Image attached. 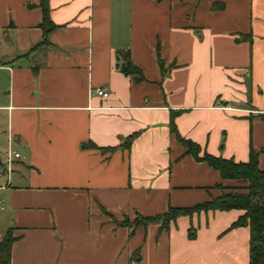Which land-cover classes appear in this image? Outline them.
Segmentation results:
<instances>
[{
  "label": "crops",
  "instance_id": "obj_1",
  "mask_svg": "<svg viewBox=\"0 0 264 264\" xmlns=\"http://www.w3.org/2000/svg\"><path fill=\"white\" fill-rule=\"evenodd\" d=\"M38 3L0 0L9 264H249V227H230L241 209L118 222L232 185L186 152L172 114L200 153L253 148L264 169V0H48L46 43Z\"/></svg>",
  "mask_w": 264,
  "mask_h": 264
},
{
  "label": "trees",
  "instance_id": "obj_2",
  "mask_svg": "<svg viewBox=\"0 0 264 264\" xmlns=\"http://www.w3.org/2000/svg\"><path fill=\"white\" fill-rule=\"evenodd\" d=\"M42 18L39 26L42 29L43 40L46 43V35L56 25L49 18L48 0H39L38 3ZM217 7L216 4L213 5ZM160 69L163 70V63L159 60ZM125 74H135V80H141L140 69L135 66L126 52L125 64L122 68ZM170 130L175 134L177 140L185 147L186 152L192 154L196 159L206 162L216 169L222 179L240 182L237 186H222L223 190L219 195L210 197L208 200L192 206L168 207L167 210L155 216L142 217L136 214L133 220L124 217L118 223L129 226L130 232L138 225H145L149 221H161L162 227H167L170 220L179 215H187L201 210H229L241 209L243 213L233 221L230 227L247 225L249 227V264H264V169L258 167L259 150L250 148L247 161H234L225 159L202 151L200 147L190 139L179 135L173 123V114L169 122ZM112 150L113 148H106ZM14 237L10 229H7L0 239V264H9L10 245Z\"/></svg>",
  "mask_w": 264,
  "mask_h": 264
},
{
  "label": "rangeland",
  "instance_id": "obj_3",
  "mask_svg": "<svg viewBox=\"0 0 264 264\" xmlns=\"http://www.w3.org/2000/svg\"><path fill=\"white\" fill-rule=\"evenodd\" d=\"M5 124L2 121V119H0V159L3 160V149L5 150V146H6V136H5ZM229 182L233 185V186H237L240 185V182L237 181H233V180H229ZM231 185V186H232ZM223 190V188H222Z\"/></svg>",
  "mask_w": 264,
  "mask_h": 264
},
{
  "label": "built area",
  "instance_id": "obj_4",
  "mask_svg": "<svg viewBox=\"0 0 264 264\" xmlns=\"http://www.w3.org/2000/svg\"><path fill=\"white\" fill-rule=\"evenodd\" d=\"M93 93H95L97 96H100V97H103V98H106L109 96V92L108 90L103 86V87H95L93 90H92ZM8 155H12L13 157H18V153L16 152H11L8 150Z\"/></svg>",
  "mask_w": 264,
  "mask_h": 264
},
{
  "label": "water",
  "instance_id": "obj_5",
  "mask_svg": "<svg viewBox=\"0 0 264 264\" xmlns=\"http://www.w3.org/2000/svg\"><path fill=\"white\" fill-rule=\"evenodd\" d=\"M123 64L121 63V66H122Z\"/></svg>",
  "mask_w": 264,
  "mask_h": 264
}]
</instances>
